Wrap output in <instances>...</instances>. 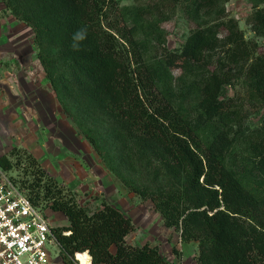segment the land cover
<instances>
[{
  "label": "trees",
  "instance_id": "obj_1",
  "mask_svg": "<svg viewBox=\"0 0 264 264\" xmlns=\"http://www.w3.org/2000/svg\"><path fill=\"white\" fill-rule=\"evenodd\" d=\"M5 1L33 27L38 57L58 95L75 106L96 102L116 124L113 139L124 144L131 161L142 157L152 165L155 158L159 186L124 181L150 198L166 225L182 230L183 240L198 241V263L264 264V116L259 130H234L242 123L244 102L223 96L227 85L237 83L247 99L264 104V51L227 13L229 0L140 6H121L118 0ZM178 5L203 23L181 49L146 57L147 40L161 41L154 16ZM249 22L264 34V7L255 8ZM80 30L85 38L74 40ZM56 62L77 79L79 92L67 73L55 76ZM173 65L182 69L179 84L169 82ZM188 97L190 106H184ZM89 131L86 136L102 153L97 134ZM13 164L9 155H0L5 170ZM46 183L43 196L33 189L29 196L36 204L42 197L51 200L50 207L67 217L55 229L60 264H73L76 252H88L92 264H171L158 246L127 241L135 224L118 206L103 200L90 211L51 176Z\"/></svg>",
  "mask_w": 264,
  "mask_h": 264
},
{
  "label": "rangeland",
  "instance_id": "obj_2",
  "mask_svg": "<svg viewBox=\"0 0 264 264\" xmlns=\"http://www.w3.org/2000/svg\"><path fill=\"white\" fill-rule=\"evenodd\" d=\"M159 1L118 0L121 6L155 5ZM257 7H264V0H229L226 4L227 13L238 20L245 37L257 41L259 51L263 52L264 34L249 22ZM163 11L154 16L159 22L161 41L155 36L147 40L143 52L146 57H159L168 50L181 49L191 30L203 23L188 17L179 5L166 13ZM222 33H226L224 29ZM143 35L144 32L138 30L137 36L143 38ZM218 58L219 53H216L213 59L216 62ZM168 71L170 84H179L182 69L173 65ZM61 73H67L76 92L81 90L67 66L56 62L54 74ZM223 91V96L244 102L242 123L235 125L234 130L261 129L264 104L247 99L237 83L227 85ZM191 100L188 97L184 106H190ZM115 127L112 118L96 102L75 106L64 93L58 95L38 57L33 27L18 17L5 0H0V155H9L14 163L7 175L28 195L33 189L42 196L47 176H51L58 188L90 211L107 200L132 218L135 228L126 237L129 243L150 242L158 246L171 264H199L198 241L183 240L182 230L166 225L153 201L142 198L124 181L156 188L160 185V176L156 178L154 157L152 165L142 157L134 162L128 158L124 144L113 139ZM91 129L97 134L103 154L86 136V131ZM50 203L51 200L43 197L40 201L57 227L66 225V215L54 211ZM54 253L58 256L57 248ZM58 262L56 258L54 264ZM73 264H80L76 255Z\"/></svg>",
  "mask_w": 264,
  "mask_h": 264
},
{
  "label": "built area",
  "instance_id": "obj_3",
  "mask_svg": "<svg viewBox=\"0 0 264 264\" xmlns=\"http://www.w3.org/2000/svg\"><path fill=\"white\" fill-rule=\"evenodd\" d=\"M6 172L0 166V264H54L56 258L60 261L62 245L56 235L57 226L42 205L36 204Z\"/></svg>",
  "mask_w": 264,
  "mask_h": 264
},
{
  "label": "bare ground",
  "instance_id": "obj_4",
  "mask_svg": "<svg viewBox=\"0 0 264 264\" xmlns=\"http://www.w3.org/2000/svg\"><path fill=\"white\" fill-rule=\"evenodd\" d=\"M76 258L79 260L80 264H92L91 256L88 252H77Z\"/></svg>",
  "mask_w": 264,
  "mask_h": 264
},
{
  "label": "clouds",
  "instance_id": "obj_5",
  "mask_svg": "<svg viewBox=\"0 0 264 264\" xmlns=\"http://www.w3.org/2000/svg\"><path fill=\"white\" fill-rule=\"evenodd\" d=\"M85 35H86L85 31L84 30H80V31H78L77 33L74 34L73 39L74 40H83L85 38ZM73 47L77 48L78 45L73 44Z\"/></svg>",
  "mask_w": 264,
  "mask_h": 264
}]
</instances>
